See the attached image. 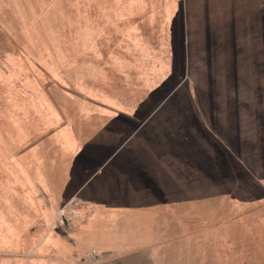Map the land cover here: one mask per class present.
<instances>
[{"label": "rangeland", "instance_id": "1", "mask_svg": "<svg viewBox=\"0 0 264 264\" xmlns=\"http://www.w3.org/2000/svg\"><path fill=\"white\" fill-rule=\"evenodd\" d=\"M118 1L123 0H0V209L12 212L0 214V229L6 216L17 222L13 210L20 208V200L29 201L31 215L33 203L46 198L38 185L43 174L37 168V155L50 157L61 150L52 137L60 129V108L65 122L79 117L75 108L79 100L69 78L92 73L90 60H80L91 52L87 46L109 39V53L115 49ZM145 1L154 7L184 6L183 0ZM197 1L198 15L204 10L209 20L204 36L189 41V52L188 46L184 49L178 43L173 70L170 73L166 62L169 76L154 93L124 98L156 105L188 104L186 114L203 118L211 113L217 121L210 130L230 162L226 169L230 182L222 184L220 198L206 192L204 207H190L187 225L174 222L173 227L182 230H172L173 238L164 245L166 253L152 257L156 264H264V0H201V4L192 0V7L198 6ZM106 47L99 43V51ZM98 54L104 61V50ZM154 71L159 77L158 69ZM200 106L206 110H198ZM149 113L129 112L131 118L143 120ZM3 200H13L18 207L5 208ZM76 203L77 197L63 199L57 213L59 257L49 250L37 252L41 238H25L29 261L16 257L14 262L120 261L98 249L84 253L73 248L65 221L78 214ZM26 248L17 250L25 253Z\"/></svg>", "mask_w": 264, "mask_h": 264}, {"label": "crops", "instance_id": "2", "mask_svg": "<svg viewBox=\"0 0 264 264\" xmlns=\"http://www.w3.org/2000/svg\"><path fill=\"white\" fill-rule=\"evenodd\" d=\"M191 1L183 0L184 6L177 8L171 3L154 7L145 0H128L127 5L124 0L117 2L115 49L109 53V39L94 40L97 44H89L91 52L80 59L90 60L92 73L69 78V86L77 93L74 98L79 100L75 106L79 117L77 113V119L65 122L64 109L57 112L60 129L52 137L60 142L61 150L50 157L39 154L36 159L43 174L38 185L46 198L33 201L31 215L29 201L20 200V210H13L18 223L4 215L0 264H18L16 257L29 261L25 238H41L37 252L49 250L59 257L62 241L57 213L62 200L73 197L78 198V214L65 221L73 248L84 253L98 249L120 260L110 264H156L152 256L164 255L172 230H182L173 227L174 222L187 225L190 207H204L206 192L220 198L222 184L230 182L226 171L230 162L210 130L217 119L211 113L207 119L186 114L188 104L156 105L124 98L126 94L154 93L169 76L165 66L170 73L173 70L176 47L182 42L189 52V43L204 36L207 13L202 10L198 15L199 2L192 7ZM102 41L107 47L99 51ZM103 50L106 61L98 56ZM198 110L206 109L200 106ZM140 111H149V117L131 118L129 112L138 115ZM26 167L21 162L23 173ZM3 203L5 208L18 207L13 200ZM9 212L0 209V214ZM174 215L180 218L174 220ZM20 245L25 253L18 252ZM31 264L77 263L53 258Z\"/></svg>", "mask_w": 264, "mask_h": 264}]
</instances>
